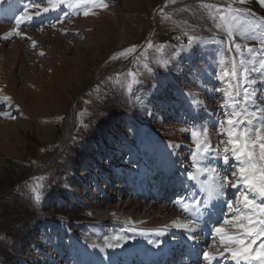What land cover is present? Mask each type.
<instances>
[{
  "label": "rangeland",
  "instance_id": "374dc122",
  "mask_svg": "<svg viewBox=\"0 0 264 264\" xmlns=\"http://www.w3.org/2000/svg\"><path fill=\"white\" fill-rule=\"evenodd\" d=\"M5 1L0 0V17L21 7L24 12L17 20L26 14L32 19L19 26L17 20L0 21V207L23 196L43 207L47 195L59 190V184H78L66 194L70 203L64 204L65 212L59 214L63 217L52 214L55 209L42 213L48 218L46 227L40 229L37 241L28 245L32 251L26 252L27 257L19 259V264H114L116 257H121L113 250V245L122 241L118 234L154 241L156 221L152 219L162 208L157 206L154 213L144 215L154 203L167 200L154 184L160 173L163 181L171 179L170 174L165 176L166 163L172 166L168 173H178L170 187L179 186L184 178L194 183L188 179L194 171L193 127L211 126L225 119L221 108L224 98L213 89H228L229 84L217 78V61L231 62L226 46L236 49L214 31L226 33L216 27L220 23L216 9L226 10L232 0H194L198 11L191 6L176 7L192 0H103L106 8L99 6L100 0H64L55 10L39 16L35 15L39 9L32 5L46 7L47 0ZM233 7L250 9L238 18L240 27L234 37L240 43L236 44L242 48L264 47L260 43L264 37V7L258 0ZM245 27L252 32H245ZM13 29L27 38L12 35L5 41L3 37ZM180 35L185 40L176 43ZM188 35L200 37L203 42L186 48ZM205 35L208 37L203 39ZM149 41L153 48H148ZM170 42L184 46L178 53L173 52L175 57L169 50L176 47L167 48ZM160 45L165 46L163 53L155 50ZM133 47L136 51L127 58L112 59ZM225 52L229 54L228 62ZM237 56L239 61L248 59L246 51L243 57ZM145 63L150 71L143 67ZM129 71L137 73L139 81L131 89ZM145 77H157L161 82V86L153 83L156 94L147 92ZM256 88L257 102L264 104V83L258 82ZM78 97V121L71 144L75 152H67L50 171L33 176L59 151L71 106ZM118 110L126 112L118 114L108 133L100 132L104 140L98 143L91 137L94 128L100 131L95 122ZM216 131L210 127L213 155L205 163L217 169L220 165V171L227 168L230 173L231 167L215 156L217 150L222 156L221 140L226 139ZM241 191L229 189L224 199L234 201ZM36 194L39 201L34 198ZM177 198L168 204H178ZM140 204L142 209L138 210ZM222 214L228 219L233 216L226 207ZM80 218L84 220L76 222ZM133 220L136 225H147L144 229L129 226L134 225ZM2 229L0 223V234ZM96 229L113 247H107L108 255L102 254L106 245L94 237ZM211 244L220 246L215 239Z\"/></svg>",
  "mask_w": 264,
  "mask_h": 264
},
{
  "label": "snow or ice",
  "instance_id": "6c2138e0",
  "mask_svg": "<svg viewBox=\"0 0 264 264\" xmlns=\"http://www.w3.org/2000/svg\"><path fill=\"white\" fill-rule=\"evenodd\" d=\"M172 2L174 3L175 0ZM246 2L247 0H232L226 10L216 9L220 21L216 27L223 28L230 38V42L234 44L236 53L243 57L246 51L248 59L242 58L239 64L235 62L234 58L228 63L222 59L217 61V78L229 84L228 89H213V91L221 92L224 98L221 108L224 110L225 119L211 126L208 124L194 126L191 130L190 135L195 145V150L191 153V167L194 171L189 174L188 179L197 183L200 190L205 193L207 197L205 205L213 200L224 199L229 189H243L234 201L225 200L226 208L230 213H233V216L231 219L225 218L223 223L214 229L224 245L220 255L222 256L224 252L229 253L235 264H252L253 261L264 264V104L257 102L259 97L256 88L258 82L264 83V47L242 48L240 44H235L233 39L235 31L240 27L238 23L240 14L250 12V9L247 8L233 7V4L244 5ZM63 3L64 0H47L46 7H41L40 4H34L32 7L39 9L35 13L36 16H39L41 12L55 10ZM258 3L264 7V0H258ZM99 6L106 8L107 4L100 0ZM204 7L209 6L204 5ZM88 14V12L84 13V15ZM31 19L32 16L26 14L17 20V26L23 21ZM243 30L247 32L248 28L245 27ZM12 35L27 38L13 29L3 39L7 41ZM202 42L200 37L188 35L185 47L192 48L193 45ZM260 43L264 45V37H261ZM33 46H35V42H33ZM164 47V45H160L155 50L163 53ZM148 48H153L151 41L148 43ZM135 51L134 47L125 49L113 56L112 59L127 58ZM143 67L150 71L147 63ZM137 75L131 71L127 73V76L131 77L128 82L129 89L139 82ZM257 77H259V81ZM194 102L199 103V101ZM249 104L253 105L251 109L248 107ZM3 115L8 116L9 114L3 113ZM210 127L217 129V135L226 137L221 140L222 156L218 150L215 152V156L222 158L223 164L231 167L230 173L227 168L220 171L205 163L208 157L213 155L211 142L213 133L210 132ZM181 131L188 130L181 129ZM230 161H235V163H230ZM32 191L35 194V189ZM257 197H259V202ZM34 198L39 201L40 196L36 194ZM198 204L199 202L194 205L186 204L183 200L179 202V206L185 212L194 209ZM173 224L188 232H194L196 228L195 222L191 219L183 222L173 221ZM225 225H230L238 231L232 234L226 230ZM204 256L209 261L215 259L209 252H205Z\"/></svg>",
  "mask_w": 264,
  "mask_h": 264
},
{
  "label": "bare ground",
  "instance_id": "6f19581e",
  "mask_svg": "<svg viewBox=\"0 0 264 264\" xmlns=\"http://www.w3.org/2000/svg\"><path fill=\"white\" fill-rule=\"evenodd\" d=\"M4 4H7V2ZM21 13V7H19V10L14 9V11L8 14L7 17H5V15L1 16L0 21L4 18L7 21H16L19 17L18 15H20ZM38 21L39 20H36L35 22ZM77 110L78 109L76 103L74 106L75 116ZM74 126L75 122L72 121V115L70 113L65 126L62 145L57 154L51 160L45 163L44 168L46 170L44 171H50L60 160L66 149L70 147L75 130ZM218 169L221 170L222 167L219 165ZM168 174H170L171 179L166 178V180L163 181L164 175L160 173L156 177V183H154L156 184L155 186L157 191L163 193L164 196H166L167 200H162V202L165 204H162V202L154 203L152 207L147 209L144 215L145 217L146 215L149 216V212L154 211L156 209L155 207L157 206H161L162 208V210H160L161 213H157L152 219L153 221H156V225L153 226V229L156 230L154 241L137 239V237L133 236H128L129 238H125V236L120 233L117 236L118 239L122 241L116 242V245L114 244L113 248L111 247V244L108 245L109 241L105 237V234L96 229L94 231V237L97 238L101 245H106L104 248L102 247V254L108 255L109 252L107 247L113 248V250L118 253L117 255L121 256L116 257L118 262L114 264H163V262L167 264L173 263L174 260L180 258V256L182 257V259L180 260L181 262H177L176 264H235V261L232 260L229 253L224 252L222 256L220 255V253L223 252L224 245L221 243L219 235H217L214 231V229L216 227H219L220 224H222L223 220L226 218L222 214V210L224 209V207H226L224 203L225 199L213 200L205 205L207 197L205 196V193L200 190V187L197 183L194 182L193 184H191L189 180L184 178L183 184L180 180L179 186L175 184L173 187H170V184L175 180V176L178 175V173L169 172ZM158 180L161 181L158 182ZM182 191L184 192V194ZM174 198L179 199L178 204H168V201H171ZM136 200L139 201L138 199ZM181 200H183L184 203L190 205H194L196 202H199V204L194 209H190L189 211L185 212L179 206V202ZM141 206L142 204L138 206V210L142 209ZM174 211L180 213L181 217H178V214H173L175 213ZM188 219L193 220L196 224L194 232H188L184 229L177 228L173 224V221L183 222ZM135 223L136 222L133 220L134 225L129 226L144 229L147 225V223H143L142 225H136ZM226 230L232 234L236 232L231 231L228 226ZM209 237H211L210 240H208ZM214 239L217 244L220 245L218 246V250L214 249L218 248L217 245L211 244V240ZM257 243H259V241H257ZM205 252H209L210 254H212L215 259L211 261L206 259L204 256ZM87 262L88 261L86 260L85 263ZM252 264H258V262L253 261Z\"/></svg>",
  "mask_w": 264,
  "mask_h": 264
},
{
  "label": "trees",
  "instance_id": "16d2710c",
  "mask_svg": "<svg viewBox=\"0 0 264 264\" xmlns=\"http://www.w3.org/2000/svg\"><path fill=\"white\" fill-rule=\"evenodd\" d=\"M250 32L252 31L251 30L248 31V33ZM201 37L205 39L206 37H208V35ZM233 39L235 44L236 42L240 43V41H237L236 37H234ZM178 40L183 41L185 39L183 35H180L179 39H176V43H178ZM176 43L170 42L167 48L171 46H175ZM175 47L177 50H169V52L171 53L170 56L175 57L174 53H178V51L184 49V46L180 47L178 45ZM194 48H196V46ZM224 58L228 62L229 54L225 52ZM177 62L178 60L175 63L177 64ZM156 70L158 71V69ZM162 73H165L164 70H162ZM145 78H146V82H148L147 85H149L147 87L148 90L147 92L150 95L156 94L154 91H152V88H153V83L155 84L158 83L159 86H161V82H159V79L157 77H152V78L145 77ZM176 78L178 79L179 76H177ZM138 89L141 90L142 86H138ZM123 101L127 103V100H123ZM127 110H130L128 105H127ZM125 112L126 111L124 110H118L115 112V115H107L106 117L98 119L97 122H95V124L97 127H99L100 131L94 128L91 137L95 139L98 143L103 141L104 139L103 137H101L100 132L102 131L108 133L112 125L114 126L116 124V118L118 117V114L121 113L120 115H124ZM77 121H78V117H77ZM89 136L90 134L89 135L86 134V137ZM67 152L72 153L75 151L72 150V148L70 147L68 148ZM61 161L62 159L60 160V162ZM75 187L76 188L78 187V184L76 182H73L71 184H65V183H62L61 185L59 184V190H57L56 192L49 193L47 195V198L45 199L47 202L45 203L46 205L43 207H40L39 203L36 202L33 198H29L27 196H23L21 198L18 197L12 198L9 203H4L3 206L0 207V223L3 227L2 229L3 232L1 231L2 233L0 234V264H19L20 263L18 261L19 259L27 257L26 252L28 253L32 251L27 249L28 245H30L32 242H36L40 229L46 227L45 222L46 220L48 221V218L42 216V213L46 211L49 212V210L55 209L54 213L52 214H56L60 217H63L62 215L59 214H63L65 212L64 204L70 203V199L66 197V194L70 190L75 189ZM83 220L84 218H80L76 222H81Z\"/></svg>",
  "mask_w": 264,
  "mask_h": 264
},
{
  "label": "water",
  "instance_id": "95a60500",
  "mask_svg": "<svg viewBox=\"0 0 264 264\" xmlns=\"http://www.w3.org/2000/svg\"><path fill=\"white\" fill-rule=\"evenodd\" d=\"M80 97H78V99L75 100V102L72 104V107H71V115H72V121L75 122V113H74V106L75 104L77 103V101L79 100ZM44 170H46L44 167L42 168H39L34 174L33 176H38L40 174H42L43 172H45Z\"/></svg>",
  "mask_w": 264,
  "mask_h": 264
}]
</instances>
